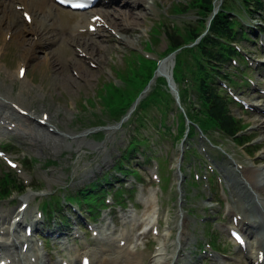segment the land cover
Returning a JSON list of instances; mask_svg holds the SVG:
<instances>
[{"label": "rangeland", "instance_id": "374dc122", "mask_svg": "<svg viewBox=\"0 0 264 264\" xmlns=\"http://www.w3.org/2000/svg\"><path fill=\"white\" fill-rule=\"evenodd\" d=\"M49 1L51 2V0ZM180 1L186 2L188 0H167L166 3L155 0L153 4L155 16L147 18L144 25L140 27L141 31L133 37H127V34L122 31H120L122 34L120 36L117 29H112L116 36L102 30L94 34L81 32L87 30L90 15L76 14L56 7L59 16L47 18L51 14L50 11H52V4H49L51 6L47 8L48 12H46L47 37L45 41H39L40 44H36V41L39 40L37 34L31 33L30 35V33L25 32L36 44V46L32 44L35 50L33 58L28 62H24L21 55L25 54L23 47H29L31 42L25 46L11 44L3 48L4 44L0 41V53H4L3 58L0 59V88L10 91L12 86L13 93L18 95L21 83H12L11 77L16 75L20 65L27 66L29 88L26 90L31 92V96L26 95L24 97L23 107L29 109L28 105L32 103V108L38 112V118L43 113L52 116V113L58 111L59 116L55 115L53 122L60 125L59 133L67 136L62 148L36 150L34 148L28 149L29 147L24 145L16 132L0 135V146L10 144L11 147L7 152L20 165L18 169H21L22 172L18 174L19 178L23 183L24 181L29 182L27 185L31 186L33 184L37 188L41 187L42 190V192H34L29 189L23 196L15 194L11 199L1 201L0 212L17 211L20 204L27 201L30 204L27 213L32 217H29L26 221L29 222L30 219L36 217L40 220L37 213L40 211L45 212L44 202L58 198L61 205L65 207L66 216L70 220L72 219L71 222H74L73 233L67 235V239L62 240L66 242L63 244L59 243L60 239L56 237L60 233L68 234L69 230L63 228L58 221L47 222L45 219V223L42 222L38 226V228L42 227L40 230L34 229L35 236L37 233L43 236L49 235L46 249L43 250L40 240L35 242V248L42 264H61L63 258L68 261L77 258L78 255L76 264H80L81 256L85 252L82 248H87L89 244L88 250L95 249L99 251L100 244L90 231L88 234L83 235L81 240L77 241L75 239L77 226L87 228V223L85 217L74 214V208L79 211L76 204L73 206L67 205L64 201L65 197H73L77 191L100 181L107 174H117L121 178L112 182L111 186L113 187H118L121 181L127 183L129 188L136 185V181L132 176L124 178L114 171L115 165L122 158L131 137L134 136L135 124L124 125L123 127L114 124L107 113H104L103 105L96 95L104 82L119 84L114 67L124 69L127 64L125 58L131 52L147 55L144 48L147 46L149 38L153 37L152 28H158L159 25L165 28L159 34L160 43L153 46L152 51L154 54L148 55L151 58L159 59L160 54L164 53L168 45L166 36H172L174 30L181 32L184 28L199 25L198 10L196 9L175 16L174 6ZM220 3L217 2V6ZM227 6L234 10L233 16L238 18L244 28L250 33L253 32L251 42L239 44V48L244 50L243 55L247 59L248 70L244 74L245 78L238 73V70L234 68L229 70L232 74L237 75L236 80L245 81V84H242L241 87H233V91L240 99H246L249 103L247 105L254 111L257 107L264 109V97L253 98V94L257 93L256 91L260 94L264 93V34L261 32V30L264 31V15L261 12L244 13L240 0H228ZM101 8L103 6L100 4L96 7V10ZM31 15H34V13L31 12ZM40 17L38 16V21ZM4 19L6 22L12 20L10 16H4ZM17 20L22 23V30L26 31L34 28V25L26 24L27 21H25L22 14ZM11 36L12 34L7 33L5 40H11ZM109 36L112 37L113 43L103 42L101 44L103 56L100 58V63L95 59H98L99 55L95 54V58L89 55H87V58L84 57L86 53L82 52L81 48L84 41L99 43ZM122 38L126 40V44L119 43L123 41ZM166 60L168 61L167 73L164 74L169 75V72H172L173 62L168 57L162 60V64ZM80 61H83L84 66L93 72L90 81L79 82L76 79L78 83L70 88L55 81L60 75L79 78L80 70L77 64ZM238 69L240 71L245 69L242 63H238ZM32 99L36 100L32 101ZM89 99H95L96 103L93 108L90 106V112L86 113L82 103ZM252 104L255 106H252ZM230 111L233 116L248 124L250 128L247 135H253L255 143L260 144L262 136L256 133L254 127V116L258 113L246 110L241 105L236 104L232 106ZM98 116L102 118L103 126H95L98 123L96 119ZM149 117L150 121L147 128L140 130V134L148 139L147 144L143 147L151 148L152 152L162 159L164 169L161 174L169 177L170 180L166 184L167 188L164 192L159 190L158 186L150 179V173L157 167L156 162H145L147 165L139 168L143 163V159L140 155H136L134 166L139 169V173L146 184L139 185L135 190V198L128 199L126 203L128 209H117L115 211L112 209L114 206H111L103 212L100 219L91 220L96 231H100L99 228L106 229L108 227L110 230H116L119 233L122 231L133 233V241L128 243L129 249L133 252L132 255L127 259L125 257L118 259L115 264H132L129 262L132 259L134 262L137 261L138 264H157L159 259H162V262L166 261L164 259H168L174 264L176 258L179 260L186 258L188 260V262L184 261L180 264H185V262L188 264H251L246 256L247 252L237 248L229 236L230 225L234 217L230 213V207L234 204L228 186V178L230 177L225 175L223 167L225 165L237 169V162L249 168L261 166L264 164V160L262 162L258 160L263 148L260 152H257L255 157H250L230 139H224L217 135L215 139L217 145H214L206 137L201 136L200 131L193 140L188 139L184 146L182 144L176 145L173 144V136L170 137L164 133V129L159 130L157 128V121L160 118L158 110H151ZM149 124L152 125L149 126ZM69 132L74 134L73 137L69 136ZM73 138L83 141L84 148L81 151H77L78 143L74 142ZM189 148L192 149V157L189 155V158H184V153L182 159L183 151ZM165 155L167 160L162 158ZM27 160H33V164L24 165ZM48 161H54L56 164L48 165ZM0 167L1 171L7 169L1 161ZM180 167L183 168V175L179 172ZM209 169L214 171L215 180L218 182L214 185V188H212L207 178L209 176L207 170ZM179 175L182 176L180 180L178 179ZM196 175H199L200 179ZM231 177L235 179L234 175ZM193 178L199 183L196 188L187 186L186 183L187 180L191 181ZM162 185H164V182H162ZM214 189L217 193H214ZM109 200H111V197ZM110 211H115V215H117L120 222H114ZM235 214L238 215V212H235ZM129 215L144 222L135 231L132 230L133 224L125 223L123 220V216L127 218ZM60 216H64V214L61 213ZM156 221L160 222V232L157 236L153 234L152 229L149 231L144 229L149 224L154 225ZM208 222H211L212 226L207 225ZM30 224L25 223L18 228L16 227L19 234L24 235L25 226ZM7 226L3 228L8 229L9 226ZM14 229L13 226L9 227V235L1 234L0 239L9 242ZM210 232L215 236H220L221 240H218V242L221 241L220 243L223 244L221 249L228 255L221 256L213 251L210 252L212 256L219 258L221 261L211 258L210 253L209 255L204 253L208 243L212 240ZM169 234H172L171 239H169ZM186 237L189 242L183 248L182 239ZM250 240L251 238L247 235V241L251 242ZM166 243L168 248L165 247ZM103 247L104 252L100 255V259L112 258L113 255H110L111 252L108 251V246ZM114 248L117 247L114 245ZM61 254H63V257H60ZM114 256L116 257V254Z\"/></svg>", "mask_w": 264, "mask_h": 264}, {"label": "bare ground", "instance_id": "6f19581e", "mask_svg": "<svg viewBox=\"0 0 264 264\" xmlns=\"http://www.w3.org/2000/svg\"><path fill=\"white\" fill-rule=\"evenodd\" d=\"M161 1L163 3L167 2V0ZM99 2L102 4L103 8L99 10H92L91 12L87 13H93V15H91V18H93L94 16H100L105 20L104 27L106 24H108V30L117 29L120 36L122 35L120 31H122L127 34V37H133L136 33L141 31L140 27L144 25V21H146L147 18H153L155 16V11L153 8L155 0H100ZM49 4H52V11H50V16L47 17V8L51 6ZM16 5H20L21 8H24V11H22V13L21 11H18ZM55 5L56 4L53 2V0L52 2H50L49 0H16V2L0 0V41H2L4 44L3 48H5V46H10L11 44H15L17 46H25L26 44L31 42L29 47H23L25 54L21 55L24 62L30 61V59L33 58V52L35 50V47H33L32 44L36 46V44H40L41 41H45L47 37V27L45 26L46 17L55 18L56 16H59L56 11ZM27 9L35 12L32 20V23L33 25H35V27L31 30L25 31L24 29L22 30V23L17 19L20 14L24 15V13H28V11H26ZM4 16H10L12 20L6 22ZM38 16H41L39 21ZM90 24L94 23L91 22ZM25 32L28 34L30 33V35L31 33L37 34V36L39 37V40L36 41L37 43L35 44L33 42V39L26 35ZM7 33H12V39L9 43H7L5 40V35ZM113 35L116 36L115 33ZM122 40L123 41H120L119 43L126 44V40L123 38ZM103 42L112 44L113 39L111 36H109L106 39H102L99 43L95 41H84L81 45V48L83 52L86 53V55H89L92 58H95V54L99 55L100 57H98V59H95L98 63H100V58L103 56V53L101 52V44ZM3 54V52L0 53V59L3 58ZM23 67H25V65H20L19 69L16 72V75L11 77L12 83H21L18 95H15L13 93L12 86L10 91H5L3 88H0V134L10 133L8 126L16 124L15 129H12V132H17L19 138L24 142L26 147H29L28 149L34 148L36 150H51L53 148H62L63 142L66 140L67 136L59 133V125H56L53 122L54 116H59L58 111L52 113V116L48 117L49 119L47 120L46 125L40 123L41 120L45 119V113L40 117V121L36 122L38 112L32 108V103H29L28 105L30 112L27 116H22L20 113V110L28 111V109L23 108L19 105V103L23 104L25 102L24 97L26 95L31 96V92L26 90L27 88H29V81L27 77L28 71L23 79L20 78V70ZM77 67L80 70L79 78H74L73 76L69 75H60L55 81L60 82L63 86H67L68 88L73 87L78 83L76 79H78L79 82L90 81V77L93 72L84 66V62L80 61V63L77 64ZM166 71L167 64L165 63L161 66L158 74L161 75L167 73ZM256 92L257 93L253 94L254 99L257 97H264V94H260L258 93V91ZM35 100L36 99H32V101ZM16 105L19 106L20 110H16ZM262 109L259 107L255 108V111L258 114H255L254 116V127L256 129V133L262 136L260 144L263 146V152L260 155V158L258 160L259 162H262L264 160V109ZM52 122L54 123V126L56 127L58 133L51 132L48 128L49 124H52ZM73 135L74 134L69 132L70 137H73ZM73 141L78 143V152L84 148L82 140L73 138ZM72 143L70 144L72 145ZM224 170L229 177L231 176V174H234L235 176V179L230 182L229 187L231 188V194L233 197V201L236 204V208L242 215V219L240 221L241 228L244 229L245 233H247L252 239V241L248 243L247 247L248 257L251 260L252 264H264V261L261 263V260L259 259L260 255L264 253V206L263 204L260 206V203H264V164L252 168L244 166L242 171L227 167H225ZM232 211L235 212L234 209H232ZM20 216L22 217L21 220L16 224L17 228L20 227L21 224L31 216H28V213L26 212L21 214L20 212L18 213L14 210L1 211L0 227L4 225H10L12 222L11 219L13 217L14 220ZM31 220L33 223L38 222L33 219ZM138 225L139 222L134 223V226ZM27 227L25 228V232ZM17 228H15L11 234L13 238L11 243L8 244L4 240L0 239V252H2L1 259H12L17 264H42L40 256L37 254L35 245L33 244L34 242H32V244H30V247L28 248V251L31 254L28 255V252L24 253V245L26 243H29V241H31L32 239L27 238L25 234L23 236L25 237V241L23 242L21 240L22 236H20L18 232L19 230ZM5 230L6 229H4V231ZM114 233L115 232H112V234ZM171 237L172 235L170 234L169 238ZM65 238L66 236L63 234L59 236V239ZM131 239L132 238H130L126 233H122L119 239H113L111 233L103 234L102 231L100 233V237H97V241L100 244V251L91 253L94 259L93 261H96V264H99V262L100 264H114L115 261L113 260V258L100 260V252H104V250L101 249V246H103V244L112 246L113 242H117L120 245L122 241H129ZM185 241H187V239H185ZM20 245L21 249H19ZM165 247L168 248L167 243L165 244ZM10 248L13 249V252L9 251ZM127 249H129V246H126L123 250L120 251H125L127 253ZM34 257L37 258V262L35 263L32 262V258ZM82 259L83 257L81 258V261ZM164 260L166 261L162 262L163 260L159 259L157 261V264H172L168 259ZM177 262L178 260H176L174 264H177ZM185 264L188 263L186 262Z\"/></svg>", "mask_w": 264, "mask_h": 264}, {"label": "trees", "instance_id": "16d2710c", "mask_svg": "<svg viewBox=\"0 0 264 264\" xmlns=\"http://www.w3.org/2000/svg\"><path fill=\"white\" fill-rule=\"evenodd\" d=\"M192 8L198 10L202 17H207L210 15L213 9V0H191ZM247 13L252 11L264 12V1L263 0H241ZM227 9H223L220 14L213 21V26L211 32L213 35L206 37L201 41L198 47V56H193L198 58L197 71L193 76V83L198 87V92L201 98L203 119L199 120L201 126L206 131L221 130L228 135H236L241 130V126L244 125L243 122L236 117L232 116L230 111V100L224 96V94L217 87L214 80V74L217 72V66H221L225 63L230 62V58L233 56H240L237 50L232 46L233 42H239L247 39V35L243 30L242 24L235 18L230 16V12ZM198 38L197 33L188 30L186 28L185 38L186 42L190 40L193 41ZM172 38L173 50H176L185 43L180 44L179 38H176L175 33ZM196 38V39H197ZM135 66V63L132 62ZM189 68V67H188ZM127 69L120 73L124 78H126ZM149 77H146L140 82V88H143L149 81ZM132 81V79H129ZM102 89H100V92ZM119 93V97L124 104L129 106L133 99V94L125 95V100L123 95L126 93ZM112 99L116 98V92L111 94ZM158 92L155 93L150 100L143 103L141 108H147L154 103H159L164 100ZM168 101V99H166ZM123 106L121 113H123L127 108ZM190 114H192L190 112ZM194 121V119H193ZM246 127V126H245ZM244 144V143H242ZM251 155H254L252 152ZM17 179L14 177L12 172H6L0 177V198L6 197L11 193L12 188H17Z\"/></svg>", "mask_w": 264, "mask_h": 264}, {"label": "snow or ice", "instance_id": "6c2138e0", "mask_svg": "<svg viewBox=\"0 0 264 264\" xmlns=\"http://www.w3.org/2000/svg\"><path fill=\"white\" fill-rule=\"evenodd\" d=\"M60 2H61V3H64V2H66V0H60ZM72 6H73V7H76V8H81V7H83L84 5H82V4H73ZM21 75H23V70L21 71Z\"/></svg>", "mask_w": 264, "mask_h": 264}]
</instances>
